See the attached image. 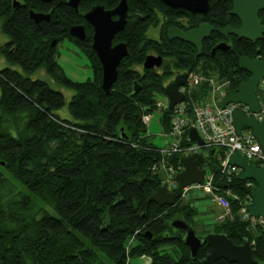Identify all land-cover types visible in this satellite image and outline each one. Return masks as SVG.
<instances>
[{
  "label": "trees",
  "instance_id": "16d2710c",
  "mask_svg": "<svg viewBox=\"0 0 264 264\" xmlns=\"http://www.w3.org/2000/svg\"><path fill=\"white\" fill-rule=\"evenodd\" d=\"M13 1L0 0V32L8 37L0 45V55L21 68L0 69V264H105L100 256L111 264H133L130 258L142 255L150 257V264H200L209 246L202 242L192 256L184 231L171 226L181 218L193 227L198 210L191 201L179 198L173 205L160 206L149 200L162 182L161 172L152 169L162 155L160 147L148 140L141 118L156 109V97L164 94L166 81L182 70L228 80L229 90L234 89L249 76L238 67L239 57L263 59L264 37L252 42L214 31L198 54L191 44L169 39L167 28H183L180 17H187L190 26L237 23L230 13L232 0H210L204 15L160 0H128L126 24L113 38V43H126L128 53L106 93L101 87L102 66L91 45L93 28L83 13L94 4L112 8L119 0H80L78 11L68 0H17L16 6ZM30 9L49 12V20L36 23ZM258 17L264 25V8ZM76 24L84 26V40L70 35ZM158 25L160 36L147 37L146 30ZM63 38L85 52L92 79L74 81L65 75L51 45ZM221 40L229 49L212 54ZM151 53L163 57L161 66L143 68ZM39 68L73 90L68 102L73 119L54 112L65 102L60 91L29 76ZM208 93L206 82L196 86L188 94V108L204 102ZM163 111L162 124L169 132L172 111ZM181 157L177 152L166 160L177 167ZM206 169L220 191L229 189L238 199L229 197L231 218L212 222V231L197 236L219 232L235 244L247 241L253 258L264 263V228L251 227L239 215L256 183L237 175L228 182L215 153L208 157ZM249 181L252 186L246 185ZM166 244L175 247L172 254L160 249ZM214 264L236 263L221 258Z\"/></svg>",
  "mask_w": 264,
  "mask_h": 264
},
{
  "label": "water",
  "instance_id": "95a60500",
  "mask_svg": "<svg viewBox=\"0 0 264 264\" xmlns=\"http://www.w3.org/2000/svg\"><path fill=\"white\" fill-rule=\"evenodd\" d=\"M42 1L47 2L50 0ZM160 1L172 8L181 7L191 12L202 14H205L209 7L208 0ZM78 2L79 0H68V4L75 9H77ZM13 4L16 6L18 1L14 0ZM263 8L264 0H233L230 13L240 20L239 27L233 28L230 25L214 27L206 22H202L196 28L184 31L176 25H170L166 30V35L169 39L177 38L191 44L196 48L198 54L202 51L203 39L208 37L212 31H216L222 35L233 34L238 38L254 42L264 37V25L258 17V12ZM127 13V0H119L118 4L112 9H105L102 5H94L84 13V18L93 27L92 48L96 52L102 66L101 87L106 93L110 91L116 81L117 66L120 60L128 53L126 43L117 42L113 44L114 35L125 26ZM29 15L36 23L49 19V14L36 12L32 9L29 10ZM114 16L116 18H113ZM69 33L80 40L85 36L82 25L72 26ZM55 43V39L51 41L52 46ZM229 47L225 42H221L212 48V53L216 49L228 50ZM161 63V56L149 54L145 57L142 65L144 68L150 69L160 66ZM238 67L247 71L249 76L241 81L233 90L227 92L219 105L224 106L230 102H243L249 106L251 112H258L257 88L259 81L264 78V58H251L241 55L238 59ZM186 76V71L177 73L165 85L164 93L169 100L168 110L174 104L187 100V96L178 89L180 85L184 84ZM138 89L139 87L135 85L134 91L136 92ZM232 118L236 133L240 134L242 128H249L264 151V119L257 120L254 116L247 115L239 109L233 110ZM188 135L192 140L201 145L203 144L201 137L194 127L189 128ZM214 151V148H211L208 157L212 156ZM208 157H204L200 153L181 157L180 164L183 168L175 175L177 182L175 189L168 191L163 185H160L149 196V200L160 206L173 205L176 199L182 196L185 186L203 182L206 170L202 166L207 163ZM229 163L241 168L238 179H251L256 183V187L249 193L251 202L247 206V211L251 216L256 218L259 216L264 217V167L246 162L244 156L239 152H234L229 156ZM171 226L184 230V242L188 246L192 256H196L202 242H205L209 246V252L200 261V264H214L216 260L221 258L228 262H235L236 264H258V261L253 258L251 247L247 241L242 244H235L225 233L219 232H209L203 237H199L196 235L194 228L181 218L174 219L171 222ZM148 235L151 237V233H148Z\"/></svg>",
  "mask_w": 264,
  "mask_h": 264
},
{
  "label": "built area",
  "instance_id": "2783aa9c",
  "mask_svg": "<svg viewBox=\"0 0 264 264\" xmlns=\"http://www.w3.org/2000/svg\"><path fill=\"white\" fill-rule=\"evenodd\" d=\"M203 82H206L209 86L212 103L197 102L191 104L190 108H188V94L193 88ZM228 84V80L217 81L214 77H207L197 70L188 73L184 85L179 87V91L187 96V100L176 103L172 108L169 133L173 136V139L165 147L159 149L162 155L161 160L154 163L152 169L157 170L158 168H163L166 170L168 165L164 163V158L174 153L178 152L187 156L193 153H199L200 148H206L208 150L211 147L218 148L219 150L217 159L219 161L220 172L227 177V181L231 180L233 175H238L240 171L237 165L229 163V156L234 152H239L247 162L264 167V151L253 136L251 130L244 128L240 134H237L232 118L233 110L239 109L247 115L254 116L257 120L264 119V101H259L258 112H251L249 106L243 102H230L224 106H220L219 103L225 95L221 89H224ZM217 91H220V93L215 98V92ZM167 104L168 99L166 97L164 100L158 99L156 101V108L163 110L167 107ZM149 120V114L142 116V122L144 124H148ZM190 127L196 129L203 141L202 145L188 136L187 132ZM176 172H173L170 168L167 176L163 178L162 183L169 190H172L176 186ZM246 185L251 186L252 182L249 181ZM189 190L210 195L211 201L221 211L216 216L217 221L232 217L229 197L238 199V196L231 193L229 189L220 191L214 184V175L212 172H206L202 183H193L184 187L183 194L185 195ZM246 204V201H243V205L240 206V218L247 221L250 225H259L264 228V217L260 216L255 218L251 216L247 211Z\"/></svg>",
  "mask_w": 264,
  "mask_h": 264
},
{
  "label": "rangeland",
  "instance_id": "374dc122",
  "mask_svg": "<svg viewBox=\"0 0 264 264\" xmlns=\"http://www.w3.org/2000/svg\"><path fill=\"white\" fill-rule=\"evenodd\" d=\"M187 17H180L177 20L182 22V23H187ZM1 23V20H0ZM189 24V23H188ZM146 36L150 37V38H158L160 36V25L155 26V27H150L146 30ZM8 40L7 35H5L4 33L0 32V45L3 44L4 42H6ZM55 49H54V53H55V59L57 61V63L60 65V67L63 69L65 75L74 81H85L88 79H92L93 78V69L90 65V61L87 57V55L85 54V52L78 46L76 45L74 42H72L71 40L67 39V38H63L61 40H59L58 42L55 43ZM4 67H10L16 70L21 71V68L18 65L15 64H10L2 55H0V69L4 68ZM29 76L33 79H41L44 80L46 82L49 83V85L60 91L63 95H64V104L55 109L54 112L56 114H58L60 117L62 118H67V119H73L69 110H68V102L70 101L72 95H73V90L69 87H66L58 82H56L54 79H52L50 77V75H48V73L45 71V69L43 68H39L35 71H33L31 74H29ZM174 77V75L172 77H170V79H168L166 81V83L171 80ZM214 77V76H212ZM216 79V77H214ZM229 85H226L224 87V89H221L225 95L227 94V92H229ZM210 90V89H209ZM220 93V91L215 92V98L218 97V94ZM224 95V96H225ZM257 95H258V99L260 102L264 101V80H261L258 84V88H257ZM156 99H165V94L163 95H158L156 97ZM207 103H212V99H211V95L210 93H208V97L207 99L204 101ZM168 106V104H167ZM163 110L161 109H155L154 111L151 112V118L147 124V133L149 134L148 136V140L153 143L154 145L158 146V147H165V145L169 142L172 141L173 136L165 131L163 124H162V117H163ZM207 149L206 148H200L199 153L200 154H206L207 153ZM219 150H216V155H218ZM183 155V154H182ZM161 160V158H160ZM166 157L164 158V163H167V167L166 170L163 168H158L156 170L161 172L160 175L165 178L167 176L168 171L170 170V168L173 170V172H176L178 170L181 169V164H179V166H174L172 163H168L166 162ZM219 163V161H218ZM170 173V172H169ZM162 178V181H163ZM230 180H228L229 182ZM161 184H164L161 182ZM196 194V191L193 192V195ZM190 199H187L186 197H184L182 199L183 202H187V201H191L192 205H193V201L194 199L191 197V192L189 193ZM204 199V197L202 198ZM207 201H209V205L207 208H205V211L202 213L200 212V209L197 208L196 206L198 205V203H200V201H196L194 203V207L198 210V215L196 216V218L193 221V227L194 230L196 232L197 235H202L204 232L207 231H212V225L211 223L214 222V218L219 214L220 210L219 208L213 203L211 202V199L209 196L206 197ZM48 210L52 213L53 210L51 208L48 207ZM213 217V218H211ZM251 227H256L251 225ZM131 240L133 241V237H130ZM129 244V243H128ZM130 245L126 246V252L127 250H129ZM161 250L163 251H167L168 253L172 254L174 252L175 247L173 245H163L162 247H160ZM100 259L105 263V264H111L109 261H107L103 256H100ZM130 262L133 264H150L151 259L149 256L147 255H142L139 257H131L130 258ZM264 264V263H261Z\"/></svg>",
  "mask_w": 264,
  "mask_h": 264
},
{
  "label": "flooded vegetation",
  "instance_id": "af4514ba",
  "mask_svg": "<svg viewBox=\"0 0 264 264\" xmlns=\"http://www.w3.org/2000/svg\"><path fill=\"white\" fill-rule=\"evenodd\" d=\"M80 1V0H79ZM128 1V0H127ZM137 1H140V0H137ZM44 2V1H43ZM47 2H49V1H47ZM119 2V1H118ZM232 2H233V0L231 1V8H232ZM208 3H209V6H210V0H208ZM78 4H79V2H78ZM118 4V3H117ZM116 4V5H117ZM128 4V3H127ZM94 5H101V4H94ZM93 5V6H94ZM115 5V6H116ZM92 6V7H93ZM103 6V5H102ZM115 6H113L112 8H114ZM72 7V6H71ZM91 7V8H92ZM104 7V6H103ZM90 8V9H91ZM105 9H112V8H106V7H104ZM175 8H181V7H175ZM231 8H230V10H231ZM75 9V8H74ZM89 9V10H90ZM184 9V8H183ZM208 9H209V7H208ZM76 11H78V5H77V9H75ZM185 10H187V9H185ZM189 13H191V14H202V13H199V12H191V11H189V10H187ZM208 11V10H207ZM36 12H42V13H46V14H49V18H50V13L49 12H43V11H36ZM87 12V11H86ZM206 14V13H205ZM202 15H204V14H202ZM232 15V14H231ZM233 16H235V15H233ZM83 17H84V13H83ZM236 17V16H235ZM113 18H116V16H114ZM85 19V18H84ZM236 19H237V23L236 22H233L232 24H227V25H230L231 27H233V28H237V27H239L240 26V20L236 17ZM49 20V19H48ZM86 20V19H85ZM86 22H88L87 20H86ZM89 23V22H88ZM200 23H202V22H200ZM199 23V24H200ZM206 23H208V22H206ZM90 24V23H89ZM126 24V23H125ZM184 24V27L183 28H181V27H179L180 29H182V30H188V29H192V28H196L198 25H196V26H190V24H187V23H183ZM208 24H210V23H208ZM76 25H82V24H76ZM91 25V24H90ZM210 25H212V24H210ZM83 26V25H82ZM92 26V25H91ZM177 26V25H176ZM212 26H214V25H212ZM226 26V25H225ZM84 27V26H83ZM214 27H219V26H214ZM221 27H224V26H221ZM93 28V27H92ZM123 30V29H122ZM84 31H85V28H84ZM212 32H214V31H212ZM216 32V31H215ZM118 33V32H117ZM220 34V33H219ZM92 35H93V33H92ZM222 35V34H221ZM228 35H233V34H228ZM228 35H223V36H228ZM115 36V35H114ZM85 37H86V31H85V36H84V38L82 39V40H84L85 39ZM209 37V36H208ZM76 38V37H75ZM114 38V37H113ZM207 38V37H206ZM78 39V38H77ZM174 39H177V38H174ZM205 39V38H204ZM203 39V40H204ZM78 40H80V39H78ZM180 40V39H179ZM203 42V41H202ZM221 42H225L226 44H227V42L225 41V40H221L220 42H218V43H216V45L217 44H219V43H221ZM114 44V43H113ZM92 45V44H91ZM194 47V46H193ZM196 49V48H195ZM217 50H221V49H216L215 50V52L217 51ZM222 51H224V50H222ZM202 52V51H201ZM214 52V53H215ZM211 53H212V49H211ZM214 53H212V54H214ZM152 55H155V56H161V55H157V54H154V53H151ZM162 57V56H161ZM162 62H163V57H162ZM162 64V63H161ZM143 66V65H142ZM161 66V65H160ZM160 66H158V67H160ZM158 67H153V68H158ZM144 68V67H143ZM184 71H186V70H184ZM180 72H183V70L182 71H180ZM187 72V71H186ZM179 73V72H178ZM177 73H175L174 75H176ZM184 231V230H183ZM184 234V233H183Z\"/></svg>",
  "mask_w": 264,
  "mask_h": 264
},
{
  "label": "crops",
  "instance_id": "0c3cea01",
  "mask_svg": "<svg viewBox=\"0 0 264 264\" xmlns=\"http://www.w3.org/2000/svg\"><path fill=\"white\" fill-rule=\"evenodd\" d=\"M193 192H191V197L194 199L193 202L195 203L197 200L200 201V203H198V205L196 207L199 208L200 212L203 213L205 211V208H207L209 205V201H207V199H206L207 196H204L197 191H196V194L193 195ZM203 197H204V199H202ZM187 198L190 199V196H187ZM194 203H193V205H194ZM211 218H213V217H211Z\"/></svg>",
  "mask_w": 264,
  "mask_h": 264
},
{
  "label": "bare ground",
  "instance_id": "6f19581e",
  "mask_svg": "<svg viewBox=\"0 0 264 264\" xmlns=\"http://www.w3.org/2000/svg\"><path fill=\"white\" fill-rule=\"evenodd\" d=\"M74 26V25H73ZM71 35V34H70ZM72 36V35H71ZM147 126V125H146Z\"/></svg>",
  "mask_w": 264,
  "mask_h": 264
}]
</instances>
